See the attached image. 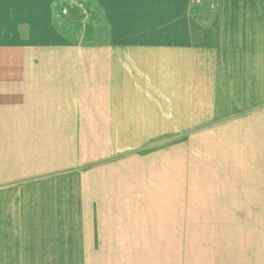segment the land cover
I'll return each mask as SVG.
<instances>
[{
    "label": "crops",
    "instance_id": "crops-1",
    "mask_svg": "<svg viewBox=\"0 0 264 264\" xmlns=\"http://www.w3.org/2000/svg\"><path fill=\"white\" fill-rule=\"evenodd\" d=\"M196 2L0 0V264H264V0Z\"/></svg>",
    "mask_w": 264,
    "mask_h": 264
},
{
    "label": "rangeland",
    "instance_id": "rangeland-1",
    "mask_svg": "<svg viewBox=\"0 0 264 264\" xmlns=\"http://www.w3.org/2000/svg\"><path fill=\"white\" fill-rule=\"evenodd\" d=\"M215 4H216V0H197L195 6L193 7L194 12H213L215 9ZM207 228H204L203 230H206ZM209 236V234L207 233H202L200 235V237H207ZM211 236H217V237H223V236H238V230L233 232L232 234H221L218 233L217 234H210ZM185 248H196V249H210V248H239V241L237 240H196V241H189L186 242L185 241ZM189 259V258H187ZM192 258H190L189 260H191ZM205 257H197L194 258V260H201V262H206ZM203 260V261H202ZM186 263V262H185ZM195 264H199V263H195Z\"/></svg>",
    "mask_w": 264,
    "mask_h": 264
}]
</instances>
